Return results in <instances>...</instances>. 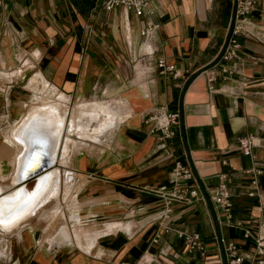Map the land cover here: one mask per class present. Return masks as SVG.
<instances>
[{"label": "crops", "instance_id": "crops-1", "mask_svg": "<svg viewBox=\"0 0 264 264\" xmlns=\"http://www.w3.org/2000/svg\"><path fill=\"white\" fill-rule=\"evenodd\" d=\"M102 1L0 0V173L8 180L17 156L5 134L13 139V126L26 117L18 132L24 143L20 183L60 167L68 172L61 188L71 185L74 197L64 203L68 222L47 240L56 228L51 222L32 212L10 219L8 231L0 229V264H223L201 192L173 199L165 213L162 197L147 189L172 188L175 160L190 165L179 121L174 137L160 139L145 120L158 110L179 112L181 98L187 146L207 191L227 174L231 219L215 208L224 248L232 242L243 256L239 264H258L255 242L264 236V0H255L245 30L235 35L236 54L201 71L184 91L191 73L220 50L233 0H147L141 15L122 6L107 9ZM148 18L160 26L145 37L140 31ZM160 56L180 75L162 71ZM44 84L56 91L46 102ZM112 106H120L116 114ZM91 109L100 112L98 120ZM73 115L75 133L69 134ZM86 116L93 120L88 135L99 140L79 135ZM247 134L254 137L250 154L239 147ZM68 136L76 144L65 165ZM35 157L39 170L25 176ZM21 184L9 197L20 195ZM16 186L3 193L0 185V194ZM48 196L37 193L28 208ZM180 231L197 232L202 247L187 249Z\"/></svg>", "mask_w": 264, "mask_h": 264}, {"label": "built area", "instance_id": "built-area-1", "mask_svg": "<svg viewBox=\"0 0 264 264\" xmlns=\"http://www.w3.org/2000/svg\"><path fill=\"white\" fill-rule=\"evenodd\" d=\"M103 5L107 9H111L115 6H122L125 10H133L136 14L141 15L146 12L147 0H103ZM255 0H237L236 4V17L235 23L232 29V33L229 37L227 46L222 54V58H231L236 54V49L239 43L235 35L245 30L244 24L248 18L254 6ZM151 12V11H149ZM160 22L156 19L148 18L141 29V34L145 37H149L159 28ZM156 64L164 72H170L174 76L180 75V70L175 67L174 63H167L165 59L160 56L156 59ZM209 76V80L212 79ZM146 121L151 122L150 131L158 130L160 132V139L174 137L176 131L175 124L179 121L178 111L158 110L147 115ZM254 144V137L252 134H247L239 138V147L246 153H251V148ZM255 172H259L255 169ZM220 180L216 187L209 192L210 198L214 204V207H221L225 211L228 219H231V207L232 201L230 198V191L228 188L227 174L225 172L220 173ZM188 180H194V184L187 183ZM251 182L257 183L256 177ZM169 183H172V188H169L168 184H161L156 188H147L150 192L162 197L164 201V211L168 213L170 210V203L173 199L189 200L190 197H195L201 192L195 179L190 165L185 164L180 159L175 160L174 165L170 171ZM249 194H253V190L249 191ZM180 234L184 237L187 249L202 247L199 235L197 232H183ZM255 248L260 254L257 260L258 264H264V236H258L255 242ZM227 264H239L242 260V254L237 252L234 243L229 242L225 247Z\"/></svg>", "mask_w": 264, "mask_h": 264}, {"label": "rangeland", "instance_id": "rangeland-1", "mask_svg": "<svg viewBox=\"0 0 264 264\" xmlns=\"http://www.w3.org/2000/svg\"><path fill=\"white\" fill-rule=\"evenodd\" d=\"M39 81H40L39 79H35V82L38 83ZM43 87L45 89L44 102H46L45 100H47V99L52 100V98L56 96V91L53 88L46 86L45 84L43 85ZM33 89L35 91L39 90V88L36 85L33 86ZM51 92H54V94L49 97L48 93H51ZM62 99H63L62 96L58 95V100H59L58 103H60L62 105L63 109L66 110V112H68L67 111L68 108H66L64 106V102L62 101ZM25 118L20 123L16 122L17 124L13 126V135L11 136V137H13V139L9 137L8 133L5 134L6 139L7 140L11 139V141L13 143H15V145L17 147V156H16V159L12 160L13 169H12L11 174L9 176V179H11V182H10L9 179L8 180H4L5 175L0 173V185H1V188H3V193L10 186L14 187V186H16L15 183L17 184V186L14 189H12L8 193H6V195H8V196L10 194H16V192H18L20 190V184H21L20 182L21 181L19 180V176H18V174H19L18 171H19V168H20L19 159L18 158L20 157V155L22 154V152L24 150L23 149L24 148L23 147L24 143H22L20 138H18V132H20V127L22 126ZM84 119H88V118H84ZM70 124L72 126L71 127L72 129L69 130V134H73V133H75V130H74L75 126H73V125H75V116L74 115L71 118ZM82 124H84V123H81V125ZM84 133H85L84 130L79 129V135L81 137H83L84 139L89 138V139H92V140H99V138H96L94 136L95 133H93L94 135L93 134L88 135V134H86V133L84 134ZM75 144H76V142L73 141L72 137L68 136L66 138L63 155H62V153L60 154V157L62 155V158H61L62 164H65V165H69L70 164V161H71L70 155L72 156V154H73V153H70V151H71V149H74V145ZM72 146H73V148H71ZM56 160H57V153H56L55 161ZM61 162H59V163H61ZM58 167L59 166L57 165V168ZM59 168H58V171H60V173H59L60 174L59 181L57 183H55L54 185L47 186V184L44 185V182L46 183V181L44 180L42 187L37 192V193H40V192H43L45 190H48L47 194L50 195V196H48L47 199L43 200L40 203H34L33 206L31 205V207L26 208L24 211H22L20 213V215H18V217H20L21 215H24L25 213L32 212L34 215L38 216V218H41V219H44L46 221L51 222L50 225L52 227L55 226L56 228H55V230L52 233H50L47 236L43 237L44 240H47V238L49 236L54 234L61 224L65 223V222H68L67 217L65 216V210H64L65 209L64 208L65 204L64 203L66 202L69 205V203L73 202V199H74V197L72 195V193H73L72 191L73 190H72L71 185H66V187L63 185V187L61 188L62 179L65 178V176L67 177L68 172H64L65 170L62 172L61 168L60 169ZM72 182L75 184V187L77 189L80 188V186H78L74 181H72ZM29 186H31L30 182H29ZM44 195H46V194H44ZM31 218L32 217H29L28 219H26L27 223H29V219H31ZM11 223H12V221H9L7 224L4 225V227H2L0 229L8 231L7 230L8 226ZM44 224H45V222H44Z\"/></svg>", "mask_w": 264, "mask_h": 264}, {"label": "bare ground", "instance_id": "bare-ground-1", "mask_svg": "<svg viewBox=\"0 0 264 264\" xmlns=\"http://www.w3.org/2000/svg\"><path fill=\"white\" fill-rule=\"evenodd\" d=\"M119 107L112 106V113L116 114V109L115 108L118 109ZM121 108H122V106H121ZM123 108H124V106H123ZM86 111H88V108H86L85 110H83V113L84 112L86 113ZM92 115H94L93 116V118H94L93 120H98L99 117H100V112L98 111V109H91V116ZM91 116L89 118H91ZM86 118H88V116H86ZM89 118H88V120L86 119L87 121L84 119L85 120V123L84 124H82V125L79 124V127H82V130H84V132H86V134H88V132H89V126L91 125V121L90 120H92V119H89ZM84 120L82 122H84ZM120 120L121 119H119V121ZM97 122H99V121H97ZM73 126H75V125H73ZM76 126H78V125H76ZM107 126H108V124L105 121H100L98 123V128L101 131H105L107 129ZM69 127H70L69 129H72L71 128L72 127L71 125ZM77 129H78V127H77ZM37 170H39V169L36 166H32V167H30L27 170V173H26L25 176H30L32 173L37 172ZM59 173H60V171H58V169H54L52 171H48L47 173H46V170L40 171V172H38V173L30 176V177H32L31 180H30V182L33 181L31 183V185H32L31 187L29 185H27V181L29 180L28 178H30V177H28L21 184V193H20V195L11 198V197H9L7 195L0 194V201H3V204H4V208H3V221L4 222L9 221L14 216L18 215L19 213H21L22 211H24L26 208H28V205L30 204V202L33 201L32 199L35 197V195L37 194V192L42 187L44 180L46 181V183L44 182V185H46L47 183H48L47 186H50L52 184H55V183H57L59 181V178H60V174ZM0 192H2V189L1 188H0ZM40 193L47 194L48 193V190H45V191L40 192ZM65 232H66L65 230L62 231L61 236L62 235H65Z\"/></svg>", "mask_w": 264, "mask_h": 264}, {"label": "water", "instance_id": "water-1", "mask_svg": "<svg viewBox=\"0 0 264 264\" xmlns=\"http://www.w3.org/2000/svg\"><path fill=\"white\" fill-rule=\"evenodd\" d=\"M236 4H237V0H233L232 14H231L230 21H229V24H228V27H227L226 36H225L224 42H223L220 50L218 51L217 55L209 63L199 67L198 69H196L195 71H193L191 73V75L187 78V80H186V82L184 84L183 91L185 90V88L187 87L189 82L195 76H197L201 71H203V70L209 68L210 66L214 65L221 58V56H222V54H223V52H224V50H225V48L227 46L229 37H230V35L232 33V29H233V26H234V23H235ZM179 124H180V130H181L183 142H184L185 148H186V153H187V156H188V159H189L190 167L193 170V173L195 175V179H196V182L198 184V187H199L201 193L203 194V197H204V199H205V201L207 203V206H208V208L210 210V213H211V216H212V219H213L216 236H217V240H218V243H219L222 263L223 264H227V257H226V252H225V248H224V245H223L222 236H221V232H220V226H219V220H218L217 211H216V209L214 207V204H213V202H212V200L210 198V195H209V192L207 191V188L205 187L201 177L197 173V170H196V168L194 166L193 160H192L191 155H190L189 148L187 146V141H186V136H185L184 112H183V100H182V98L180 100V106H179ZM31 178L32 177H30L28 179H31Z\"/></svg>", "mask_w": 264, "mask_h": 264}, {"label": "snow or ice", "instance_id": "snow-or-ice-1", "mask_svg": "<svg viewBox=\"0 0 264 264\" xmlns=\"http://www.w3.org/2000/svg\"><path fill=\"white\" fill-rule=\"evenodd\" d=\"M36 143H42V141H36ZM35 159L37 160V163L36 165H31L30 164V167L32 166H38V157H35ZM3 208H4V204H3V201H0V228L4 227V221H3Z\"/></svg>", "mask_w": 264, "mask_h": 264}]
</instances>
